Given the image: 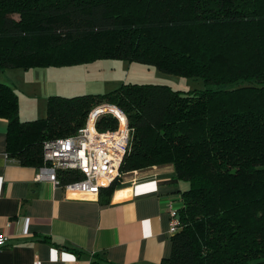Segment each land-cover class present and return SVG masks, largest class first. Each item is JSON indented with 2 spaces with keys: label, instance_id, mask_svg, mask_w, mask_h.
I'll use <instances>...</instances> for the list:
<instances>
[{
  "label": "trees",
  "instance_id": "1",
  "mask_svg": "<svg viewBox=\"0 0 264 264\" xmlns=\"http://www.w3.org/2000/svg\"><path fill=\"white\" fill-rule=\"evenodd\" d=\"M104 58L200 78L204 88L128 82L53 94L44 117L22 121L17 94L0 83L8 155L39 167L46 140L76 133L93 105L110 101L131 128L120 173L172 165L188 184L161 264H264V0H0V71ZM97 119L98 130L116 127L113 116ZM90 264L114 263L94 253Z\"/></svg>",
  "mask_w": 264,
  "mask_h": 264
},
{
  "label": "crops",
  "instance_id": "2",
  "mask_svg": "<svg viewBox=\"0 0 264 264\" xmlns=\"http://www.w3.org/2000/svg\"><path fill=\"white\" fill-rule=\"evenodd\" d=\"M71 66L0 71V83L18 96L20 120L44 117L50 95L90 93L88 86L56 87L60 81L50 76L64 71L55 68ZM6 141L7 120L0 117V233L8 237L0 264H90L94 253L114 264H161L169 257L167 204L179 208L188 188L172 165L132 173L109 194L66 199L60 188L35 180L37 166L10 157Z\"/></svg>",
  "mask_w": 264,
  "mask_h": 264
},
{
  "label": "built area",
  "instance_id": "3",
  "mask_svg": "<svg viewBox=\"0 0 264 264\" xmlns=\"http://www.w3.org/2000/svg\"><path fill=\"white\" fill-rule=\"evenodd\" d=\"M111 114L116 120L114 129L98 130L96 119ZM131 128L127 115L120 107L103 103L90 112L87 121L76 133L57 139H48L43 144V163L38 167L36 181H48L62 190L66 199H93L100 189L121 178L119 166L129 149ZM69 170L80 173L81 178L61 183L58 171ZM136 171L132 172L135 174ZM170 217L169 233L172 235L179 225V208L168 201ZM25 222V219H24ZM8 237L0 233V246Z\"/></svg>",
  "mask_w": 264,
  "mask_h": 264
},
{
  "label": "rangeland",
  "instance_id": "4",
  "mask_svg": "<svg viewBox=\"0 0 264 264\" xmlns=\"http://www.w3.org/2000/svg\"><path fill=\"white\" fill-rule=\"evenodd\" d=\"M59 71H64V74L55 75L53 73L50 77L51 79L55 78V80L60 81L56 84V87L60 90H63L64 87L88 86L89 90H91L89 91L90 93L105 94L117 89L122 83L128 82L136 84H165L173 89H179L186 92L204 88V83L200 78H187L169 74L138 62H129L115 58H104L86 64H77L66 68H55V72ZM103 103L113 104L110 101H102L93 105L85 118V122L87 121L90 112L93 111L96 106ZM103 115L112 116L111 114ZM102 129L106 130L110 128ZM135 171L140 173L142 170ZM131 176H133V174L130 172L124 173V180H128Z\"/></svg>",
  "mask_w": 264,
  "mask_h": 264
},
{
  "label": "water",
  "instance_id": "5",
  "mask_svg": "<svg viewBox=\"0 0 264 264\" xmlns=\"http://www.w3.org/2000/svg\"><path fill=\"white\" fill-rule=\"evenodd\" d=\"M178 218H179V216H178Z\"/></svg>",
  "mask_w": 264,
  "mask_h": 264
}]
</instances>
